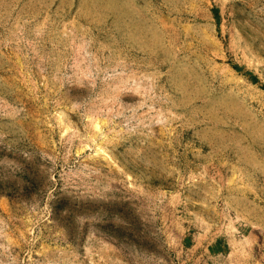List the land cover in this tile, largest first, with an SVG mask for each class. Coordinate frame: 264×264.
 <instances>
[{
    "label": "rangeland",
    "instance_id": "374dc122",
    "mask_svg": "<svg viewBox=\"0 0 264 264\" xmlns=\"http://www.w3.org/2000/svg\"><path fill=\"white\" fill-rule=\"evenodd\" d=\"M0 264H264V0H0Z\"/></svg>",
    "mask_w": 264,
    "mask_h": 264
}]
</instances>
